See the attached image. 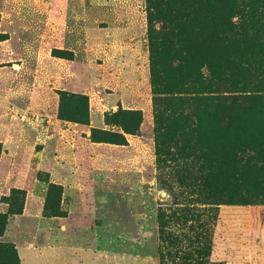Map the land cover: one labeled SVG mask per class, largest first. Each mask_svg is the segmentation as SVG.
<instances>
[{"label": "rangeland", "instance_id": "374dc122", "mask_svg": "<svg viewBox=\"0 0 264 264\" xmlns=\"http://www.w3.org/2000/svg\"><path fill=\"white\" fill-rule=\"evenodd\" d=\"M208 53L234 93L207 85ZM260 89L264 0H0V264H209L182 233L217 210L183 180V133L198 100ZM231 216L218 227L260 230L264 264V209Z\"/></svg>", "mask_w": 264, "mask_h": 264}, {"label": "crops", "instance_id": "0c3cea01", "mask_svg": "<svg viewBox=\"0 0 264 264\" xmlns=\"http://www.w3.org/2000/svg\"><path fill=\"white\" fill-rule=\"evenodd\" d=\"M257 95L264 96V92H249V98L198 100L204 127L193 131L192 136L183 133V180L188 186L204 181L203 185L213 187L211 193L200 195L206 202L214 203L208 204L209 208H217L214 225L183 229L189 239L186 245L189 259L209 264H258L259 256H249V251H253L249 244L256 241L260 230L249 225L229 228L217 225L220 217L233 218L231 215L238 211L264 209V98ZM134 138L137 137H127L129 144ZM192 155L198 159H190ZM220 229L223 230L219 232ZM232 235L235 237H227L232 247L223 259L215 247L221 244V239L225 241V236ZM256 243L264 250L263 239ZM231 258L233 261L227 262Z\"/></svg>", "mask_w": 264, "mask_h": 264}, {"label": "trees", "instance_id": "16d2710c", "mask_svg": "<svg viewBox=\"0 0 264 264\" xmlns=\"http://www.w3.org/2000/svg\"><path fill=\"white\" fill-rule=\"evenodd\" d=\"M201 60H205L206 61H210L211 62V66H210V71L211 73H213V81H209L207 85H210L209 87H213V91L217 92V93H234L233 90H223L221 89V87H219V77L221 76L222 72L219 71L218 69V57H216L215 54H203ZM208 89V88H207ZM210 89V88H209ZM264 92V89H260V90H249V92ZM127 115H131L133 117H137V114L134 113H127ZM107 121V125H108ZM141 124V122H140ZM121 128H123L124 130H126V128H124L123 126L120 125ZM139 130L140 128L133 130V131H124L123 133H108V132H95L96 133H100L102 136L100 139H95V141H93V143H97V144H110V145H115V146H120V147H124V146H128V141H127V136H134V137H138L139 136ZM1 154V152H0ZM53 196L50 194L48 195V200L47 202H50L53 198L54 200V194L57 192L55 188H53ZM51 193V192H50ZM17 196H22V194H17ZM51 198V199H50ZM3 219V218H0Z\"/></svg>", "mask_w": 264, "mask_h": 264}]
</instances>
